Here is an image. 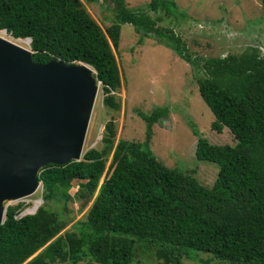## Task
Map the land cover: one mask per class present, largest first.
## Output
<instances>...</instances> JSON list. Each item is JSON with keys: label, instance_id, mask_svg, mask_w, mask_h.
<instances>
[{"label": "trees", "instance_id": "16d2710c", "mask_svg": "<svg viewBox=\"0 0 264 264\" xmlns=\"http://www.w3.org/2000/svg\"><path fill=\"white\" fill-rule=\"evenodd\" d=\"M104 1L115 4L106 32L81 0H0V31L32 39L37 64L91 66L102 83L104 107L117 113L123 78L116 53L124 25L135 28L140 45L153 36L192 60L182 38L159 26L175 1L151 0L146 11L130 10L126 0ZM196 63L207 73L198 87L216 118L213 130L227 128L236 139L235 146H219L198 138L197 159L219 167L214 185H202L194 171L167 167L151 150L153 126L169 116V108L139 113L147 124L144 143L118 140L111 120L101 146L82 161L41 171L44 205L36 214L20 217L22 203L8 207L0 225V264H140V243L163 264L198 259L192 252L210 256L201 264H264V55L252 49ZM72 203L80 211L89 208L85 218L75 221Z\"/></svg>", "mask_w": 264, "mask_h": 264}, {"label": "rangeland", "instance_id": "374dc122", "mask_svg": "<svg viewBox=\"0 0 264 264\" xmlns=\"http://www.w3.org/2000/svg\"><path fill=\"white\" fill-rule=\"evenodd\" d=\"M81 1L106 32L113 23L115 4L104 0L93 4ZM173 1L177 7L171 15H160L159 26L173 30L182 38L192 63L183 60L172 46L159 43L153 36L145 38L140 45L139 33L133 26L124 25L116 53L123 78V86L118 93L122 108L114 113L104 107L105 96L101 86L84 152L101 146L105 125L111 120L117 125L118 140L144 143L147 124L139 113L148 115L156 108L167 107L169 116L153 126L151 150L167 167L183 173L194 171L193 176L210 188L218 178L219 167L197 159L199 136L219 146H235L236 139L227 128L222 133L213 130L212 124L216 118L203 101L198 87V80L207 77V73L202 64L196 61L239 56L252 49L264 55V0ZM150 2L126 0V5L133 11H146ZM150 16L154 20L159 18V15ZM22 47L31 50L30 45L23 44ZM195 130L199 135L194 134ZM77 190L78 184H75L71 194L74 195ZM38 200L44 201L42 186L35 195L10 205L22 203L25 211ZM52 207L56 208L54 204ZM79 207V203L69 206L75 221L85 218L89 210L80 211ZM136 258L140 264H163L154 257L153 250L141 243L137 246ZM192 258L198 259L183 260L182 264H201L199 259L207 260L210 256L192 252Z\"/></svg>", "mask_w": 264, "mask_h": 264}, {"label": "water", "instance_id": "95a60500", "mask_svg": "<svg viewBox=\"0 0 264 264\" xmlns=\"http://www.w3.org/2000/svg\"><path fill=\"white\" fill-rule=\"evenodd\" d=\"M33 54L0 35V225L11 203L38 192L45 167L83 160L102 84L87 64H37Z\"/></svg>", "mask_w": 264, "mask_h": 264}, {"label": "bare ground", "instance_id": "6f19581e", "mask_svg": "<svg viewBox=\"0 0 264 264\" xmlns=\"http://www.w3.org/2000/svg\"><path fill=\"white\" fill-rule=\"evenodd\" d=\"M0 35L3 36L6 39H9L11 41H14L4 31L3 32H0ZM14 42L17 43L18 45L21 44L20 46H23V44L24 45H29L28 41H26V40H16ZM41 206H42V201L38 200V201L34 202V205L31 208H29V209L26 210V213L27 214L35 213Z\"/></svg>", "mask_w": 264, "mask_h": 264}, {"label": "clouds", "instance_id": "9594fccd", "mask_svg": "<svg viewBox=\"0 0 264 264\" xmlns=\"http://www.w3.org/2000/svg\"><path fill=\"white\" fill-rule=\"evenodd\" d=\"M7 32V31H6ZM18 40H20V39H18ZM31 47V46H30ZM101 86H102V84H101ZM26 211V210H25ZM22 214V213H21ZM21 214H20V217H21Z\"/></svg>", "mask_w": 264, "mask_h": 264}]
</instances>
